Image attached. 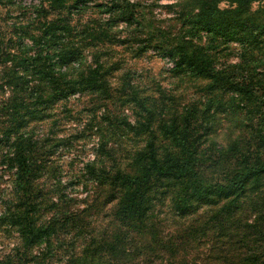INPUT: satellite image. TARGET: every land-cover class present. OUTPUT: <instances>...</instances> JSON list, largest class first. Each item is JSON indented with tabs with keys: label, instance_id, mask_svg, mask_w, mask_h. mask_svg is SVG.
Masks as SVG:
<instances>
[{
	"label": "trees",
	"instance_id": "obj_1",
	"mask_svg": "<svg viewBox=\"0 0 264 264\" xmlns=\"http://www.w3.org/2000/svg\"><path fill=\"white\" fill-rule=\"evenodd\" d=\"M46 1L51 9L63 10L67 15L82 17L91 6L107 15L108 25L111 17L115 18L113 28L133 30L130 38L118 40L115 34L109 35V43L124 47L134 43L139 55L149 50L159 53L172 63L171 71L177 78L206 82L203 95L210 98L199 105L187 102L180 110L176 106L166 110L156 96L134 88L127 72L119 78L124 86L118 80L114 89V78L109 73L119 68L113 64V68L106 70L98 54L94 53L93 64L84 69L85 52H90L100 37L89 25L75 33L68 22L71 19L56 16L47 20L44 16L39 29L33 30L36 34L31 35L32 24L17 27L14 23L13 38L3 46V61L10 64V85H21V98L17 102L13 98L2 102L7 120L0 121V147L7 149L3 162L14 171L12 200L3 220L16 227L23 252L42 246L45 252L31 253V259L45 262L56 256L55 248H62L59 242L57 247L53 246L59 232L68 227H83L82 216L89 210L86 207L76 213L68 212V199L60 180L48 188L34 184V179L45 176L47 162L39 165L32 158L34 144L28 127L44 119L43 113L57 102L89 94L110 105L119 101L124 109L133 103L137 109L133 122L102 114L104 119L100 123L109 126L100 133L96 159L84 166L87 183L92 181L105 191L101 204L109 206L108 222L118 223L121 229L111 235L90 234L82 256L73 254L74 243H70V252L58 256L57 264H196L181 255L180 243L158 236L153 219L158 208H167L180 218L203 211V227L212 231L213 237L207 256L199 264H264V9L251 8L262 0L196 1L186 24L183 23L188 28L179 39L167 43L146 31L138 4L130 0H105L102 4L92 0ZM222 1L229 6L220 8ZM45 2L39 0L32 8L42 14ZM6 3L17 5L16 0ZM20 4L25 8V3ZM81 17L75 20L78 25ZM108 32L104 36L108 37ZM200 34L209 38L206 44L195 42ZM217 39L239 48L236 63L218 66V51L213 45ZM1 45L3 40L0 50ZM70 65L75 66L71 73L69 68L60 70ZM33 83L39 86L28 92ZM41 87L47 89V97L38 96L35 90ZM226 96L233 110L243 112L242 123H247L249 142V136L246 140L237 136L222 147L209 138L210 124L216 125L214 118H210L212 104H221V98ZM169 98L171 101L172 97ZM107 104L101 108L106 109ZM156 117L159 121L155 125ZM116 132H120L117 138L106 139ZM130 134L142 137L144 144L129 153L127 164L122 166L115 159L113 148L107 145ZM208 141L210 144L203 147ZM47 214L50 218L42 221ZM148 234L152 235L151 240L143 241L142 237ZM197 237L187 234V244Z\"/></svg>",
	"mask_w": 264,
	"mask_h": 264
},
{
	"label": "rangeland",
	"instance_id": "obj_2",
	"mask_svg": "<svg viewBox=\"0 0 264 264\" xmlns=\"http://www.w3.org/2000/svg\"><path fill=\"white\" fill-rule=\"evenodd\" d=\"M21 1L16 0L17 5H10L6 3L9 0H3L0 4V42L3 40L0 55L3 52L5 53L0 58V121L7 120V116L3 110L5 106L3 107L2 102H6L8 98H13V102H17L21 98L19 91L21 85L14 82L12 86L9 83L10 64L3 61V58L6 56V49L3 46L5 43L7 44L9 39L13 38L11 33L13 32L14 23L17 27H26L32 24V28L29 29L31 30L30 34L35 35L36 31L33 30L39 29L40 24L45 19L44 16H46L47 20H51L56 16L63 20L71 19L68 22L75 29V33L79 29H85V25H89L96 35L100 34L98 41H96L97 45L91 47L90 52H85L82 65L84 69L88 65L91 66L95 60L94 53L98 54V60L103 63L106 70L113 68V64H116L119 69H112L109 73L111 74L110 78H114V89L117 87L116 82L118 83L122 74L127 72L131 76L130 83L134 88L144 90V94L146 95L151 94L156 96L160 101L159 104L165 106L166 110L175 106L176 109L180 110L187 102L199 105V102L210 98L206 94L203 95V88L207 84L206 82L194 79H190L189 81V79L185 80V78L182 81L180 78H177L171 71L172 63L162 58L159 53L149 50L139 55L137 46L134 43L127 44L126 47L120 43H109L107 41L110 37L109 35L114 36L113 34H115V38H118V40L126 36L130 38V31L133 30L125 29L122 26L113 28L115 18L111 17V23L109 22L110 25H108L106 23L108 20L107 15H102L91 6L82 17L67 15L62 12L63 10L55 11V9H51L50 4L46 0H42L46 2L43 5L44 11L40 14L35 12V8H32V5H37L39 0H31L30 4ZM66 1L70 2L69 0ZM92 1L94 4L106 2L105 0ZM130 1L138 4L137 10L140 11L141 21H143L146 31L150 32V35H156L162 39L163 43H167L168 40L179 39L183 35V30L188 28L185 24L188 20L189 11L191 7L195 6L194 3L199 0ZM19 3H25L23 5L25 8H21V4L19 5ZM174 4H182V6L176 7ZM219 6L220 8H227L229 4L222 1ZM27 8L34 10V12L26 11L25 9ZM251 8L252 10L264 9V0L254 3ZM79 17H81L80 25L75 21ZM183 23H185L184 26ZM108 30V37H106L104 35H106ZM208 39L205 34H200L195 42L203 45L209 41ZM215 42L213 45L215 50L218 51L217 62L219 67L229 66L237 62L240 51L236 45L226 44L221 39H217ZM68 68L71 73L73 70L71 68H75V66H64L60 70L66 71ZM119 82L120 86H124L121 85L120 80ZM37 85V83H33L30 86L31 89L27 91L33 92L35 86H39ZM41 88V90L40 88L35 90L39 92L38 96L47 97V89ZM120 88L122 90V87H119V90ZM23 96L25 97V95ZM169 96L173 100L171 99L170 101ZM221 100V104H212V110L210 111L212 117L210 118H214L216 125L210 124L212 132L209 138L216 141L222 147H226L228 142L237 136L239 140H246L249 136V142L250 135L249 129H246L247 123H242L243 112L233 110L231 102H228L229 97H223ZM105 104H107L105 101L95 96L77 94L64 102H57L50 110L43 113L44 119L34 121L28 127V133L32 135L34 144L32 152L35 153L32 158L37 160V164L40 162L39 165L47 162V168L43 172L45 176L40 177V179H34V184H43L45 188H48L51 184H57L60 180V186L62 188L65 187L64 195L68 199V212L76 213L78 209L81 210L86 207L89 210L88 213L82 216V229L68 227L64 232H59L58 238H54L53 246L57 247L59 242L62 244V248H55L54 253L56 256L45 259V262L41 260L33 261L31 259V253L33 255H39L40 252L44 253L43 247L35 246L27 253L23 252L16 227L10 226L8 220H3L6 208L9 206L8 202L12 200L14 171L9 169L6 163L3 162L6 161L7 149L0 147V264H8V262L14 264H57L58 256L64 255L67 250L70 252V243H74L73 254L75 256H82L84 244L90 240L92 235L97 237L99 235L103 236V234L111 235L115 230L121 229L118 223L108 222L109 216L107 212L109 206L104 207L101 204L103 199H105V191H103L104 189L101 186H97L92 181L87 183L89 177L84 166L87 162H92L96 159L95 152L97 144H99L100 133H103V129L109 126L106 123H100L104 119L102 114H107L112 119L115 117L118 119L127 118L128 121L133 122L137 109L133 103L124 109L123 106H120L119 101L114 102L112 105L108 103L106 105L107 108L102 109L101 107ZM157 117L155 118V125L159 121ZM241 124L242 128L240 129ZM97 128L102 130L98 131ZM117 135H120V132L112 133L106 139L112 138V136H116L117 138ZM122 137L119 141L117 140L113 143V145L108 143L107 146L113 148L115 159L119 160V163L124 166L130 158L128 154L141 148L144 144V139L131 134ZM208 144H210L209 141L203 147ZM41 167L44 169L43 166ZM206 172L208 174L211 173L210 170H206ZM130 173H133V171H130ZM84 174H86V177H82ZM156 210L158 211L153 215V219H155L154 222L157 224L158 236L163 240L180 243L182 248L181 255L185 256L186 260L196 264L201 263L200 261L208 254L209 244L213 237L212 231L206 230L203 227L205 219V216H201L203 211L187 218H180L170 214L167 208H158ZM48 218L50 216L47 214L42 221ZM40 222L41 219H38L37 225ZM189 233L197 234L198 237L193 240L191 239L187 244L186 235ZM151 236V234L145 235L142 237L144 238L143 241L147 242L151 240Z\"/></svg>",
	"mask_w": 264,
	"mask_h": 264
},
{
	"label": "water",
	"instance_id": "obj_3",
	"mask_svg": "<svg viewBox=\"0 0 264 264\" xmlns=\"http://www.w3.org/2000/svg\"><path fill=\"white\" fill-rule=\"evenodd\" d=\"M3 55H5V53H4V52H3V53L0 55V58H1Z\"/></svg>",
	"mask_w": 264,
	"mask_h": 264
},
{
	"label": "built area",
	"instance_id": "obj_4",
	"mask_svg": "<svg viewBox=\"0 0 264 264\" xmlns=\"http://www.w3.org/2000/svg\"><path fill=\"white\" fill-rule=\"evenodd\" d=\"M31 0L26 1V3H30Z\"/></svg>",
	"mask_w": 264,
	"mask_h": 264
}]
</instances>
